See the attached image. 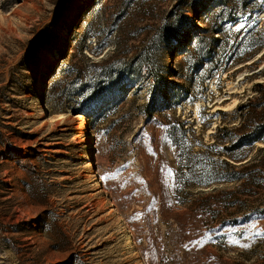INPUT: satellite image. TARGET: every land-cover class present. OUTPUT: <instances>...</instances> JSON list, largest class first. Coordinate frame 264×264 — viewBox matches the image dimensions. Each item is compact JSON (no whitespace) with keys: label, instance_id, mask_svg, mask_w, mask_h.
Masks as SVG:
<instances>
[{"label":"rangeland","instance_id":"rangeland-1","mask_svg":"<svg viewBox=\"0 0 264 264\" xmlns=\"http://www.w3.org/2000/svg\"><path fill=\"white\" fill-rule=\"evenodd\" d=\"M140 261L264 264V0H0V264Z\"/></svg>","mask_w":264,"mask_h":264},{"label":"trees","instance_id":"trees-1","mask_svg":"<svg viewBox=\"0 0 264 264\" xmlns=\"http://www.w3.org/2000/svg\"><path fill=\"white\" fill-rule=\"evenodd\" d=\"M100 2H101V0H100ZM200 18H202V17H200ZM79 30V29H78ZM81 30V29H80ZM81 32V31H80ZM79 34V33H78ZM78 34H76V35H78ZM75 35V36H76ZM162 45V43H159V42H157V43H151L150 44V46L147 48V51H145V53H143L142 55H141V60H143L142 61V64H141V66H140V71H141V74L142 73H144V72H146V73H149L150 74V76L152 77V76H155V77H157L158 76V71H157V66H156V64H155V55H154V53L156 52V51H159L160 50V45ZM71 44L69 43L68 45H67V49L68 48H70L71 46H70ZM72 45L73 46H75V37H74V39H73V43H72ZM73 49H74V47H73ZM82 50V49H81ZM71 57V53H69V50H66V52L64 53V54H62L61 55V58L59 59V60H64V61H66L68 58H70ZM148 60H150V61H148ZM146 64H148V65H146ZM132 65V64H131ZM149 66V67H148ZM144 67H146L145 69H144ZM133 69V71H132V73H131V75L132 76H134V74H136L139 70H137V69H135L134 67L132 68ZM64 71H65V69L63 70V73H64ZM103 71H104V73H106V71H107V69H103ZM53 73H54V71H53ZM54 74H56V73H54ZM132 76H126V77H124V78H122L121 80H111V83H109V84H106V86H111V87H118V88H120V90L122 91L121 93H120V97H113V98H110L109 97V95H107L106 96V98H108L109 99V101L107 102V103H105V104H103L102 106H100L99 107V111L96 113V116L95 117H99V116H101L102 114H104L105 113V111L108 109V108H110L111 107V105L115 102V101H117V100H119L121 97L123 98V97H125L126 96V93H127V91L129 90V89H131L130 88V86L132 85V80H130V78L132 77ZM56 78V77H55ZM153 78V77H152ZM136 80V78L134 79V81ZM160 85H162V83L160 84L159 83V86ZM125 86H127V88H126V90H124V87ZM257 86H259V87H261L262 85L261 84H258ZM164 87H165V85H164ZM175 94V97L177 98V96H179V93H174ZM102 97H104V96H102ZM101 97V98H102ZM171 105V104H170ZM170 105H168V106H170ZM168 106H166V107H168ZM248 107H249V103H245V104H242V105H240L239 106V108H238V110L239 111H245L246 109H248ZM149 108V107H148ZM169 108V107H168ZM149 110H150V108H149ZM90 118H91V115H90ZM259 140H261V139H259V138H255L254 139V142L256 143V142H258Z\"/></svg>","mask_w":264,"mask_h":264},{"label":"bare ground","instance_id":"bare-ground-1","mask_svg":"<svg viewBox=\"0 0 264 264\" xmlns=\"http://www.w3.org/2000/svg\"><path fill=\"white\" fill-rule=\"evenodd\" d=\"M86 19H87V17H85L84 21H85ZM60 70H61V66L58 68V71H56V73H58ZM78 117H80V119H81V121H82L83 128H86V127H87V122H88V119H89V118H87L86 116H83V115H79ZM41 152H42V153H48L49 151H48L47 149H43V150H41ZM90 168H91V170H92V166H91ZM96 179H97V176H96V174L93 173V181H95ZM97 186H98V184H97ZM116 220H117L118 222H120V221H123V218H122L121 215H119V216L116 218ZM124 229H127V226H124ZM126 231H127V232H126V235L124 236V239H126V240L129 242V245H130L129 249L134 251V252H133V253H134V254H133V257H134V258L140 257L139 254H138V252H137V250H136V248H135L134 243H133L132 240H131L132 237H131V235H130V231H129V230H126ZM140 264H144V262H143V261H140Z\"/></svg>","mask_w":264,"mask_h":264}]
</instances>
